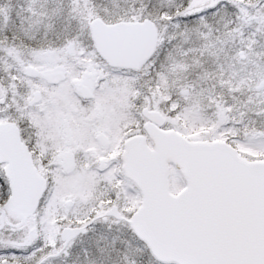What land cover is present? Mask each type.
<instances>
[{
	"label": "snow or ice",
	"instance_id": "1",
	"mask_svg": "<svg viewBox=\"0 0 264 264\" xmlns=\"http://www.w3.org/2000/svg\"><path fill=\"white\" fill-rule=\"evenodd\" d=\"M0 264H264V0H0Z\"/></svg>",
	"mask_w": 264,
	"mask_h": 264
}]
</instances>
